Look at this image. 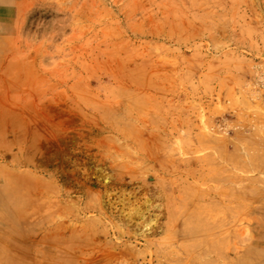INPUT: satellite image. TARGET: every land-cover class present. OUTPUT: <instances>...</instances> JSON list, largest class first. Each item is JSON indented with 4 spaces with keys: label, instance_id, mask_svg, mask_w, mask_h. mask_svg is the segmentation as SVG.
<instances>
[{
    "label": "rangeland",
    "instance_id": "374dc122",
    "mask_svg": "<svg viewBox=\"0 0 264 264\" xmlns=\"http://www.w3.org/2000/svg\"><path fill=\"white\" fill-rule=\"evenodd\" d=\"M253 262L264 0H0V264Z\"/></svg>",
    "mask_w": 264,
    "mask_h": 264
},
{
    "label": "bare ground",
    "instance_id": "6f19581e",
    "mask_svg": "<svg viewBox=\"0 0 264 264\" xmlns=\"http://www.w3.org/2000/svg\"><path fill=\"white\" fill-rule=\"evenodd\" d=\"M260 167V166H259ZM261 168V167H260ZM254 263V262H253ZM254 264H256V262L254 263Z\"/></svg>",
    "mask_w": 264,
    "mask_h": 264
}]
</instances>
